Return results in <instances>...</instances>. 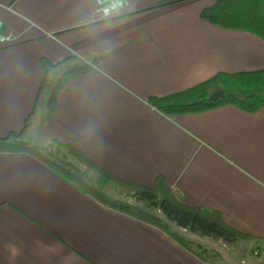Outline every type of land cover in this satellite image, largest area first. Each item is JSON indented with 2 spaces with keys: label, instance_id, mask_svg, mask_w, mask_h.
<instances>
[{
  "label": "crops",
  "instance_id": "0c3cea01",
  "mask_svg": "<svg viewBox=\"0 0 264 264\" xmlns=\"http://www.w3.org/2000/svg\"><path fill=\"white\" fill-rule=\"evenodd\" d=\"M216 1L129 0L125 11L99 20L95 0H0L1 33L12 37L0 43V137L19 132L32 112L43 59L73 57L69 66L89 70L67 78L51 114L41 106L27 142L50 156L53 144L71 145L123 181L153 188L162 178L185 204L216 210L264 243V107L170 115L151 102L218 73L264 69L259 35L201 16ZM69 156L61 161L93 170L105 187L80 174L120 200L116 182ZM0 264L217 262L209 249L200 257L24 150L0 151Z\"/></svg>",
  "mask_w": 264,
  "mask_h": 264
},
{
  "label": "trees",
  "instance_id": "16d2710c",
  "mask_svg": "<svg viewBox=\"0 0 264 264\" xmlns=\"http://www.w3.org/2000/svg\"><path fill=\"white\" fill-rule=\"evenodd\" d=\"M201 16L221 28L249 31L264 40V0H218L204 8ZM69 60L74 58L70 57L57 63L43 59L44 77L34 108L19 132H11L5 137H0V151L28 150L37 154L41 159L79 182L98 200L158 226L174 240L204 259L207 248L193 240L192 235L222 241L229 247L252 238L226 224L220 212L185 204L173 195L162 178L158 179L157 185L153 188L120 180L98 167L73 146L59 143L69 154L82 160L88 168H96L102 175L116 182L137 203L117 200L98 190L77 170H72L63 161L27 142L24 137L41 106L46 104L48 113L51 114L56 94L67 78L75 73L89 70L88 65L69 66ZM215 88L224 90L223 99L216 101L209 99ZM151 102L157 109L170 115L197 113L221 105H236L248 111H257L264 107V69L242 73H218L186 90L164 97H153Z\"/></svg>",
  "mask_w": 264,
  "mask_h": 264
},
{
  "label": "rangeland",
  "instance_id": "374dc122",
  "mask_svg": "<svg viewBox=\"0 0 264 264\" xmlns=\"http://www.w3.org/2000/svg\"><path fill=\"white\" fill-rule=\"evenodd\" d=\"M49 150L52 151V155L58 160L67 158L73 160V158L69 156L67 149L60 145L53 144L52 147L48 149V152ZM75 170H78L79 173L85 175L89 180H91L94 186L105 187V183L93 178V175L98 176L93 170L89 171L85 169L86 172H89L88 175V172H81V170L78 168ZM111 185L117 189V186L114 184ZM117 191L116 197L120 200L137 203L133 198L131 199L130 196L125 195V190L118 189ZM139 204L143 205V203ZM196 241L202 243L205 247H207V249L210 250L211 257L215 262H217V264H264V243L261 241H240L233 247L226 246V244H224L222 241H216L207 237H197Z\"/></svg>",
  "mask_w": 264,
  "mask_h": 264
},
{
  "label": "built area",
  "instance_id": "2783aa9c",
  "mask_svg": "<svg viewBox=\"0 0 264 264\" xmlns=\"http://www.w3.org/2000/svg\"><path fill=\"white\" fill-rule=\"evenodd\" d=\"M96 14L99 20L109 19L129 7V0H95ZM12 41L11 35L1 33L0 26V43H8Z\"/></svg>",
  "mask_w": 264,
  "mask_h": 264
},
{
  "label": "water",
  "instance_id": "95a60500",
  "mask_svg": "<svg viewBox=\"0 0 264 264\" xmlns=\"http://www.w3.org/2000/svg\"><path fill=\"white\" fill-rule=\"evenodd\" d=\"M224 97H225L224 90L222 88H219L210 94L209 99L212 101H216L218 99H223Z\"/></svg>",
  "mask_w": 264,
  "mask_h": 264
}]
</instances>
